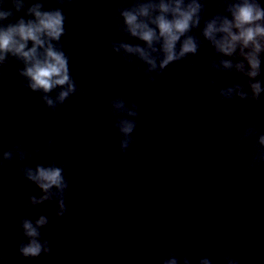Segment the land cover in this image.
Masks as SVG:
<instances>
[{
	"label": "clouds",
	"instance_id": "clouds-1",
	"mask_svg": "<svg viewBox=\"0 0 264 264\" xmlns=\"http://www.w3.org/2000/svg\"><path fill=\"white\" fill-rule=\"evenodd\" d=\"M60 7L45 8L44 0H0V78L4 69L15 63L19 87L40 94L44 106L51 112L63 106L76 94H83L69 67L70 57L61 43L66 35L65 8L72 0H55ZM207 0H121L111 13L116 17L113 32L127 39H109L107 46L126 64L132 66V78H142L149 85L156 82L172 64L196 56L203 42L212 49L207 57V68L214 73L234 74L244 78L232 80L226 86H217L211 79L206 87H217V95L223 101L256 103L264 95V3L261 0H219L220 10L205 18ZM22 13V14H21ZM20 14V15H18ZM199 30V36L193 34ZM202 38V39H201ZM135 40L139 43H131ZM195 65L189 63L187 70ZM110 70V66L106 71ZM112 128L119 135V151L126 154L137 143L133 135L137 128L139 105L126 102L118 92L108 100ZM11 114L23 119L19 107ZM264 124L252 120L236 136L234 147L256 137L248 156L244 173L264 166ZM36 131H39L37 126ZM259 132V134H257ZM58 143L53 137L44 146L52 150ZM41 148L31 150L21 143L0 150V167L4 162H16L17 173L29 186L39 191L22 200L23 207L33 209L45 203L57 205V217H63L69 209L66 201L71 193L70 181L62 164L26 161L39 155ZM135 163L141 164V153H132ZM239 176L236 177L238 179ZM44 214L22 216L19 228L23 239L17 246L22 259H36L51 253V239L42 237V229L49 224ZM223 264H239L225 255ZM0 264L7 260L0 255ZM159 264H191L189 257H177L169 251ZM196 264H212L207 257H200Z\"/></svg>",
	"mask_w": 264,
	"mask_h": 264
}]
</instances>
